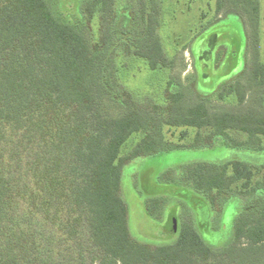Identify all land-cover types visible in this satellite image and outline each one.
Instances as JSON below:
<instances>
[{
    "label": "trees",
    "instance_id": "trees-1",
    "mask_svg": "<svg viewBox=\"0 0 264 264\" xmlns=\"http://www.w3.org/2000/svg\"><path fill=\"white\" fill-rule=\"evenodd\" d=\"M56 1L0 0V264H264V164L254 169L247 161L228 160L179 169L176 181L212 206L235 197L257 199L249 209L244 203L221 246L206 242L194 219L178 223L175 214L164 228L176 234L170 243L135 239L121 195L123 167L140 156L216 146L264 151V107L247 104L249 93L264 88L259 0L216 1L217 12L236 8L251 28V63L239 78L213 94L194 89L197 99L186 98L183 88L167 89L159 113L132 105L117 84L118 45L115 36L107 37L114 30V0H84L87 20L98 16L102 26L104 38L96 42L87 37L89 28L57 13ZM145 12L142 6L143 18ZM135 13L132 7L129 29ZM158 13L152 5L140 35L134 31L126 38L136 41L129 46L152 70L168 63ZM214 95L222 102L233 96L235 104L206 102ZM165 126L197 132L193 142L179 143L165 138ZM232 129L246 132L248 140L236 141L228 133ZM137 132L144 136L121 155ZM156 200L145 201L154 217Z\"/></svg>",
    "mask_w": 264,
    "mask_h": 264
},
{
    "label": "rangeland",
    "instance_id": "rangeland-1",
    "mask_svg": "<svg viewBox=\"0 0 264 264\" xmlns=\"http://www.w3.org/2000/svg\"><path fill=\"white\" fill-rule=\"evenodd\" d=\"M51 1L54 3L55 0ZM216 1H113L109 22H112L114 30H109L107 37L112 40V35L115 36L114 44L118 45L114 50L113 70L116 69L117 84L124 90L125 100L130 99L128 102L132 105L136 104L135 106L149 113L154 110L159 113L165 106L169 91L175 92L183 88L186 98L197 99L194 89L202 95L213 94L223 83L232 78L233 81L239 78L237 75L241 73L245 63L248 66L251 63V39L248 40L251 28L236 8L225 6L217 12ZM154 4L159 11L158 19L156 18L157 32L168 62L156 70L150 69L147 62L132 51L129 43L136 41L126 39L134 31L135 36L140 35L149 8ZM259 4V61L264 63V0H259ZM142 6L146 9L144 18L141 16ZM83 7L84 0H57L55 3L56 11L62 18L81 28H89L86 35L90 40L92 37L94 42L102 41L104 36L99 17L94 16L88 21ZM132 7L137 14L135 13L133 29H129ZM227 8L229 9L226 10ZM121 43L124 44V49L119 45ZM170 80L173 82L169 86ZM235 101L236 99L230 96L226 97L223 103L217 100L216 95L206 100L218 106L222 102V107L235 104ZM247 104L263 108L264 88L249 93ZM161 113L159 116H162ZM196 130L184 126L164 128L166 139L187 144L193 142ZM209 130L202 128L199 132L204 136ZM181 131L187 134L180 137ZM228 133L239 142H245L249 138L246 132L237 129L229 130ZM143 136L142 132L134 133L124 144L121 155L128 154ZM259 136L263 144L264 138ZM228 160H244L254 169L263 168L261 165L264 164V151L218 146L182 148L140 156L124 165L121 195L127 206L132 236L153 245L170 243L176 234L171 235L164 228L172 224L170 218L175 214L178 223L180 219H194L201 227L202 237L209 244L223 245L230 238L234 220L242 211L244 203L248 208L256 205L257 199L235 197L222 202L223 205L218 203L212 206L203 195L177 182L176 176L182 166L191 163ZM263 171L264 168L261 172ZM256 177H260V174ZM150 198H157V206L154 209L157 217L147 213L145 201Z\"/></svg>",
    "mask_w": 264,
    "mask_h": 264
},
{
    "label": "crops",
    "instance_id": "crops-1",
    "mask_svg": "<svg viewBox=\"0 0 264 264\" xmlns=\"http://www.w3.org/2000/svg\"><path fill=\"white\" fill-rule=\"evenodd\" d=\"M260 5V4H259Z\"/></svg>",
    "mask_w": 264,
    "mask_h": 264
}]
</instances>
